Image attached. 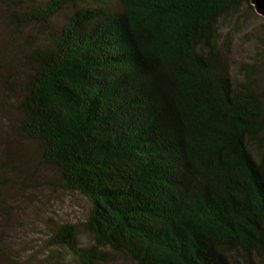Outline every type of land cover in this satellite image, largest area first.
<instances>
[{
  "label": "trees",
  "instance_id": "obj_1",
  "mask_svg": "<svg viewBox=\"0 0 264 264\" xmlns=\"http://www.w3.org/2000/svg\"><path fill=\"white\" fill-rule=\"evenodd\" d=\"M0 6L18 134L42 184L88 207L22 253L0 243L8 264H264V88L219 49L251 0Z\"/></svg>",
  "mask_w": 264,
  "mask_h": 264
},
{
  "label": "rangeland",
  "instance_id": "obj_2",
  "mask_svg": "<svg viewBox=\"0 0 264 264\" xmlns=\"http://www.w3.org/2000/svg\"><path fill=\"white\" fill-rule=\"evenodd\" d=\"M61 18L60 15L57 19ZM4 20L0 6V46L6 35ZM219 27V49L231 77L237 81L244 80L253 68L255 80L263 89L264 18L256 11L244 8L240 17L223 19ZM2 55L0 53V57ZM6 69L0 62V181L8 179L15 184L9 183L8 188L0 186V196L8 194L7 202L13 206L9 215L0 210V243L8 250L22 253L25 246L33 247L42 243L50 226L46 219L77 222L86 218L88 207L85 200L67 196L61 191L54 192L42 184L46 176L55 174L39 168V160L33 157L35 150L18 134L16 121L19 110L15 97H10L6 79L12 70L5 71ZM253 149L255 156L257 148L254 146ZM254 261L258 262V259L254 258ZM0 263L8 264L2 253ZM115 263L131 264L121 259H117Z\"/></svg>",
  "mask_w": 264,
  "mask_h": 264
},
{
  "label": "water",
  "instance_id": "obj_3",
  "mask_svg": "<svg viewBox=\"0 0 264 264\" xmlns=\"http://www.w3.org/2000/svg\"><path fill=\"white\" fill-rule=\"evenodd\" d=\"M258 15L264 18V0H251Z\"/></svg>",
  "mask_w": 264,
  "mask_h": 264
}]
</instances>
